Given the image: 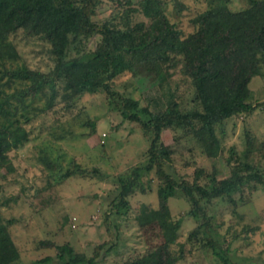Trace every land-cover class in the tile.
Masks as SVG:
<instances>
[{
	"label": "rangeland",
	"instance_id": "1",
	"mask_svg": "<svg viewBox=\"0 0 264 264\" xmlns=\"http://www.w3.org/2000/svg\"><path fill=\"white\" fill-rule=\"evenodd\" d=\"M129 1L101 0L94 20L121 25L125 10L138 3ZM179 1L184 5L182 10L175 0H165L164 11L185 35L193 28L190 18L208 3ZM229 6L241 9L246 0H229ZM140 20H145L140 13L131 14L130 23ZM97 40L92 37L79 49H91ZM3 43L9 54L0 59V75L4 69L17 67L46 72L54 65L49 43L39 36H27L18 30ZM75 53L72 47L70 54ZM261 64L264 71V55ZM26 83L18 79L4 88L12 93L16 85ZM112 84L123 96L138 101L140 106L148 105L152 111L165 107V94L169 91L184 104L193 94L189 79L181 71L180 60L159 75L136 66L131 72L116 76ZM249 88V100L260 105L252 112L228 118L217 127L222 145L216 158L206 157L196 141L184 137L181 130H163L162 142L174 149L172 161L164 164L165 172L178 180H191L196 168H202L205 175L215 169V177L223 182L234 177L235 169L246 173L243 164L249 163L264 176V75L254 76ZM58 99L52 109L36 114L34 107H43L44 98L40 95L27 98L30 119L23 123L28 140L9 151L13 169L8 172L0 169V211L3 219L10 222L8 229L20 253L19 261L13 264H30L47 255L56 259V248L41 247V240H52L58 245L69 243L75 251L87 256L94 244L108 241L97 264H123L162 244L154 214L158 206L156 188L160 183L155 170L141 177L144 193L137 190L128 196L130 206L126 214L116 215L112 208L118 188L108 177L128 174L134 167L148 163L147 136L135 122L121 116L115 101L104 92L84 94L68 110ZM13 103L12 107L16 102ZM19 112L20 107L17 116ZM89 122H94V129ZM76 166L87 172L61 178L67 169ZM94 168L106 177L94 173ZM205 175L201 183L209 182ZM230 195L233 201L221 197L207 204L211 223L236 257L264 264V187L250 182L241 189H232ZM168 205L172 219H182L176 240L169 245L171 252L180 257L177 264H221L201 234L189 237L197 224L187 214L190 202L177 192L168 199ZM106 213L108 230L104 222Z\"/></svg>",
	"mask_w": 264,
	"mask_h": 264
},
{
	"label": "trees",
	"instance_id": "2",
	"mask_svg": "<svg viewBox=\"0 0 264 264\" xmlns=\"http://www.w3.org/2000/svg\"><path fill=\"white\" fill-rule=\"evenodd\" d=\"M207 3L190 18L193 28L183 35L165 13V0H138L125 10L121 25L94 20L101 0H0V59L9 54L4 40L22 30L27 36L45 39L54 60L46 72L17 67L4 69V80L0 75V169L7 172L13 169L9 151L28 140L23 123L30 119L27 98L36 95L45 101L43 107H34L38 114L52 109L58 98L68 110L82 95L104 92L115 101L121 116L135 122L149 139L148 163L134 167L128 174L108 177L118 188L112 208L116 215L126 214L130 206L128 196L137 190L144 193L141 177L155 170L160 183L156 188L158 206L154 214L163 243L123 264H177L180 257L171 252L169 245L175 242L182 219L173 220L168 205V199L177 192L190 202L187 214L197 222L189 237L201 234L221 264H254L247 257H236L229 245H224L211 223L207 204L221 197L233 201L230 191L250 182L264 187V176L249 163L243 164L246 173L235 169L234 177L223 182L215 177V169L205 175L202 168H196L191 180H178L164 170V164L172 161L174 149L162 142L163 130H181L184 137L196 141L206 157L216 158L222 145L217 127L228 118L252 112L260 105L249 100V82L254 76L264 75L261 64L264 0H246V6L238 10L230 8L229 0H207ZM175 4L180 10L184 8L179 0ZM132 13H140L145 20L130 23ZM92 37L98 40L91 49H79ZM72 47L76 49L74 55L70 54ZM178 60L193 88L192 98L185 104L169 91L165 94V107L152 111L148 105L140 106L138 101L113 88L116 76L131 72L136 66H144L159 75ZM18 79L27 83L16 85L8 93L4 87H10ZM12 99L16 102L14 107ZM89 123L94 129V122ZM86 172L76 166L67 169L61 178ZM93 172L106 177L97 168ZM203 175L210 178L208 183L200 182ZM108 217L106 213L107 230ZM9 223L0 211V264H13L20 259ZM107 242L94 244L91 255L87 256L75 251L69 243L58 245L52 240H41V247L56 248V259L47 255L30 264H97Z\"/></svg>",
	"mask_w": 264,
	"mask_h": 264
}]
</instances>
